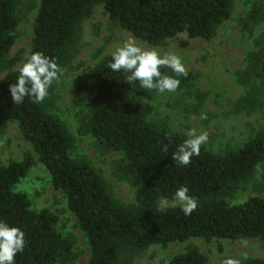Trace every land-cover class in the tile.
Segmentation results:
<instances>
[{
    "label": "trees",
    "instance_id": "1",
    "mask_svg": "<svg viewBox=\"0 0 264 264\" xmlns=\"http://www.w3.org/2000/svg\"><path fill=\"white\" fill-rule=\"evenodd\" d=\"M21 0H0V127L15 121L48 171L55 189L66 197L76 225L89 246L88 264H128L135 253L151 245L162 246L190 238L264 239V196H249L229 203L242 184L264 163V124L236 148L215 152L201 146L199 156L188 166H178L172 153L185 135L151 119L153 105L124 82L121 73L107 68L106 55L71 81V104L76 110L78 135H90L102 153L116 151V172L135 188V203L121 202L111 193L102 173L85 157L73 156L75 135L54 112L56 96L39 104L27 97L13 104L9 84L15 82L24 60L11 57L20 19ZM101 4L111 28L120 27L152 45L186 34L181 40H209L230 16L234 0H38L32 21L31 51L54 58L63 68L75 52L81 22ZM243 29L251 34V47L234 71L243 91L233 102L235 112L264 107V0H250L243 17ZM257 29V31H256ZM74 48V49H73ZM180 86L192 95L195 75L179 77ZM198 104L204 93L194 89ZM150 95L154 91H145ZM168 151H163L164 146ZM33 163L30 155L0 163V220L20 227L26 246L16 264H74L75 241L56 227L57 217L47 208L35 210L28 195L15 190ZM181 186L188 188L198 207L185 216L172 200ZM240 264H264L260 256H245ZM166 264H208L196 246L172 255Z\"/></svg>",
    "mask_w": 264,
    "mask_h": 264
},
{
    "label": "rangeland",
    "instance_id": "2",
    "mask_svg": "<svg viewBox=\"0 0 264 264\" xmlns=\"http://www.w3.org/2000/svg\"><path fill=\"white\" fill-rule=\"evenodd\" d=\"M248 3L250 0H234L232 13L220 25L214 37L209 40L192 38L186 45L181 44V40L187 37L185 33L167 39L164 44L152 45L134 37L123 28L118 26L111 28L108 15L101 4L96 5L90 17L81 22L80 35L75 42V49L73 48L75 52L72 60L62 68L63 75L60 82L51 87L56 96L54 112L75 135L73 156L88 159L107 180L113 196L121 202L135 203V188L116 172L114 162L121 157L120 153L99 152L94 147L90 135L77 134L76 110L71 104L73 77L85 72L108 53L113 45L129 37L137 39L145 47H158L161 54L171 48L181 56L186 70L195 75L193 88L204 93V98L198 104L194 89L190 91L192 95L184 89H177L171 94L159 95L153 92L148 95L137 83L134 85L136 92L153 105L150 118L183 134L192 127L206 131L209 140L203 146L215 152L241 146L254 130L264 124V107L251 113L233 110L234 100L243 91L234 71L241 67L243 56L252 44L251 34L243 29L240 21ZM37 4L38 0H21L18 4L17 14L20 22L15 43L10 50L11 57L19 56L23 59L30 50L33 36L32 21ZM21 63L22 60L12 70L18 68ZM6 72L7 70L0 73V79ZM201 115L206 118L200 119ZM26 155L32 157L33 163L26 176L16 183L14 189L25 192L35 210L47 208L56 215L58 230L70 234L75 241V251L78 256L74 264H88L89 246L82 230L76 225L73 213L67 207L65 195L53 187L48 171L38 161L17 123L9 121L0 127V163L21 160ZM255 195L264 196V163L257 166L252 178L242 184L228 201L231 204L239 203ZM170 205L174 203L168 199L160 203V206ZM189 246H196L207 257L208 264H221L226 257L238 260L245 256L264 258V239L241 237L204 240L194 237L182 242H170L165 246L151 245L135 253L128 264H166L172 255Z\"/></svg>",
    "mask_w": 264,
    "mask_h": 264
},
{
    "label": "clouds",
    "instance_id": "3",
    "mask_svg": "<svg viewBox=\"0 0 264 264\" xmlns=\"http://www.w3.org/2000/svg\"><path fill=\"white\" fill-rule=\"evenodd\" d=\"M105 55L108 57L107 68L123 74L124 82L129 85L138 83L144 91H154L159 95L174 93L180 86L179 77L187 75L184 62L176 51L170 48L161 54L158 47H145L132 37L113 45ZM62 75L63 69L54 58L40 51L29 50L18 68L15 82L8 86L11 101L20 105L27 97L34 104L42 103L48 97L51 87L60 82ZM205 118L204 115L200 117ZM184 135L185 138L172 153V159L178 166L186 167L192 157L200 155L201 146L208 142L209 135L195 127L189 128ZM163 151H168L167 145ZM188 191L187 187L181 186L172 195L174 205L185 216H189L198 207L197 201ZM25 246L24 231L0 220V264H16L15 258L24 251ZM221 264H240V261L226 257Z\"/></svg>",
    "mask_w": 264,
    "mask_h": 264
}]
</instances>
